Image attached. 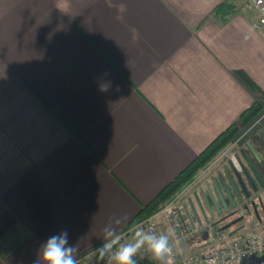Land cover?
I'll return each mask as SVG.
<instances>
[{"label":"crops","instance_id":"1","mask_svg":"<svg viewBox=\"0 0 264 264\" xmlns=\"http://www.w3.org/2000/svg\"><path fill=\"white\" fill-rule=\"evenodd\" d=\"M256 20L246 0H0V238L36 252L67 231L79 257L120 234L260 92L264 108ZM255 134L263 159L264 119ZM259 210L226 231L264 234Z\"/></svg>","mask_w":264,"mask_h":264},{"label":"built area","instance_id":"2","mask_svg":"<svg viewBox=\"0 0 264 264\" xmlns=\"http://www.w3.org/2000/svg\"><path fill=\"white\" fill-rule=\"evenodd\" d=\"M246 1L256 10L255 25H264V0ZM194 183L195 179L186 184L165 205L150 216L131 222L127 228L114 237L118 238L113 241L114 247L122 243L134 242L137 238L134 235L135 232L143 230L153 235H169L170 244L173 247L174 264H241L242 260L250 261L252 256L262 255L264 234L259 229H254L248 234L242 232L232 234L206 226V224L192 225L186 219L182 201L185 195L191 191ZM164 209H169L170 214L164 212ZM171 227L175 229V236L168 231ZM205 230L208 232L206 239L202 238ZM196 238H200L198 245L185 252L183 244ZM97 248L79 256L80 264H115V261L111 259V253L99 257L95 253ZM135 259L139 260L137 264H163L162 261L153 259L147 244L140 249Z\"/></svg>","mask_w":264,"mask_h":264},{"label":"water","instance_id":"3","mask_svg":"<svg viewBox=\"0 0 264 264\" xmlns=\"http://www.w3.org/2000/svg\"><path fill=\"white\" fill-rule=\"evenodd\" d=\"M246 159L250 164L251 170L255 178L264 186V182L259 175L258 170L252 165L250 158L246 155ZM230 175L227 172L226 176L213 178L211 181H206L203 185L197 187L183 204V211L186 218L192 225L207 223L209 221L220 222L229 209L241 206L246 212L255 214L256 218L261 221L262 218L258 212V206L253 198L254 192L258 191L250 172L243 167V172L248 178L251 187H248L243 181L236 183L233 176H240L239 170L234 162L230 161ZM261 207L264 210V204L259 198ZM243 215L224 224L220 228L225 230L230 228L237 221L243 219ZM207 237V231L204 232L203 238ZM139 263V260L136 261ZM264 263V251L262 255H254L250 261L242 260L241 264H262ZM150 264V263H148Z\"/></svg>","mask_w":264,"mask_h":264},{"label":"clouds","instance_id":"4","mask_svg":"<svg viewBox=\"0 0 264 264\" xmlns=\"http://www.w3.org/2000/svg\"><path fill=\"white\" fill-rule=\"evenodd\" d=\"M110 73L104 71L97 75L94 80L97 85V91L105 94L112 90L114 82L110 79ZM119 90V85H115ZM164 212L170 214L169 209ZM168 231L175 236V229L169 228ZM137 238L134 242L122 243L114 247V238L112 232H108L109 239L95 253L99 257H104L111 253V259L115 264H137L135 257L140 249L147 244L153 259L162 261L163 264H174L173 247L170 244L169 235H153L143 230L134 234ZM178 244V240L176 241ZM78 246L69 244L67 231L54 233L42 243L38 250L37 259L34 264H80L78 256Z\"/></svg>","mask_w":264,"mask_h":264},{"label":"trees","instance_id":"5","mask_svg":"<svg viewBox=\"0 0 264 264\" xmlns=\"http://www.w3.org/2000/svg\"><path fill=\"white\" fill-rule=\"evenodd\" d=\"M237 73L251 89L256 92L259 91L257 85L245 73L240 70H238ZM262 96L263 94L260 92V98L245 108L237 121L221 131L177 176L166 184L149 203L143 205L131 222L150 216L160 209L186 184L193 180L198 169L205 167L222 149L234 141L243 128H245L246 124L264 111L263 102L261 100Z\"/></svg>","mask_w":264,"mask_h":264},{"label":"flooded vegetation","instance_id":"6","mask_svg":"<svg viewBox=\"0 0 264 264\" xmlns=\"http://www.w3.org/2000/svg\"><path fill=\"white\" fill-rule=\"evenodd\" d=\"M255 136H256L255 131H250L249 128L243 129L239 133V135L235 138L234 141H232L228 146H226L224 149H222L221 152L218 153L215 156V158H213L211 160L209 165L205 168V174L207 175V173H209L211 171V169L213 168V166L215 165V163L218 160H223L224 166H223L222 170L220 172H218L217 174H215L214 176H212L211 178H206V176L204 174L203 180H201L202 179L201 178L200 181L197 182L196 188L201 186V185H203L206 181H211V179H213V178H218L219 176H226L227 172L230 175H232L231 171H230V161L234 162V164H235L236 168L239 170V174H240V176H233L234 181L236 183H238L239 181H243L248 187H251L249 182H248L247 176L243 172V167H245L250 172L251 176L253 177V180H254L255 184L257 185V187H258V191L254 192L253 198L255 199V201L257 203L258 212H259V214H260V216L262 218V214H261V212L259 210V205H260L259 198L262 199L263 204H264V198H263L264 195L260 194L261 193L260 188H262V187L264 188V186H262V184L255 178V175L253 174V172L251 170L250 164L248 163V160L246 159V155H247L250 158V160L252 162V165L255 166V168L258 170L259 175L261 176V178H262V180L264 182V158L263 159H260V158L257 159L256 158V157H258L257 153L251 147V145H250V148H248L249 147L248 139L253 138ZM249 149L254 153V155L256 157L250 156V154L248 153ZM254 158H255V160H254ZM261 209H262V211L264 213V210H263L262 207H261ZM250 214H252L253 219L256 218V216L253 213V211L246 212V211H244L241 208V206H237L235 208L229 209V211H227V213L225 214L226 216L224 217V219H222L220 222L217 223V222H214V221H209V222H207L205 224H206V226H211L213 228H218L219 229L224 224H226V223L234 220L235 218L240 217L241 215H243L244 216L243 219L237 221L235 224L232 225V226H234L236 224H239L241 221H244L246 216H248ZM256 220L258 222H261L263 219L261 221H259L256 218ZM220 230H223V229H220ZM237 232H240V231L235 230V231H233L231 233L234 234V233H237Z\"/></svg>","mask_w":264,"mask_h":264},{"label":"rangeland","instance_id":"7","mask_svg":"<svg viewBox=\"0 0 264 264\" xmlns=\"http://www.w3.org/2000/svg\"><path fill=\"white\" fill-rule=\"evenodd\" d=\"M264 111L255 116L249 123L246 124L245 128H249L250 131H256L258 126L261 125L264 119ZM221 152V151H220ZM219 152V153H220ZM209 165V163L195 173L194 178V188L195 184L200 181V179L205 174V168ZM198 176V178H197ZM198 179V180H197ZM197 180V181H196ZM191 182V181H190ZM199 239V238H198ZM30 247V248H29ZM34 246H21L15 243L13 239L2 237L0 238V264H31L35 261L34 258L38 256V248L37 251L34 252ZM189 249L185 250L187 252Z\"/></svg>","mask_w":264,"mask_h":264}]
</instances>
